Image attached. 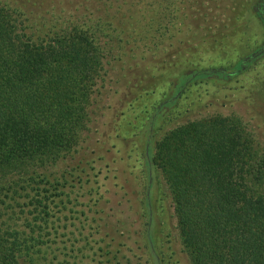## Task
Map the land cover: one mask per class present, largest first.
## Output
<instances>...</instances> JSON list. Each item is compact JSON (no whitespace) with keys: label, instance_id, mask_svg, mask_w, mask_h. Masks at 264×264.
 Wrapping results in <instances>:
<instances>
[{"label":"rangeland","instance_id":"obj_1","mask_svg":"<svg viewBox=\"0 0 264 264\" xmlns=\"http://www.w3.org/2000/svg\"><path fill=\"white\" fill-rule=\"evenodd\" d=\"M17 5L34 36L94 24L104 31L96 34L106 58L88 131L75 153L48 168L74 169L73 201L53 215L61 233L88 236L92 251L80 264H100L96 251L105 245L119 256L112 264H191L167 185L146 159L174 129L219 116L240 118L264 149V0H16L12 6ZM185 77L180 89L187 92L174 96H180L175 105L161 106L177 92L169 85Z\"/></svg>","mask_w":264,"mask_h":264},{"label":"trees","instance_id":"obj_2","mask_svg":"<svg viewBox=\"0 0 264 264\" xmlns=\"http://www.w3.org/2000/svg\"><path fill=\"white\" fill-rule=\"evenodd\" d=\"M8 1L0 3V264H80L92 251L88 236L61 233L53 215L73 201L74 169L48 168L75 153L88 131L106 58L96 34L104 31L94 24L34 36L22 5ZM213 73L222 72L199 75ZM186 80L169 85L177 92L160 105H175ZM257 145L240 118L219 116L174 129L146 159L167 185L191 264H264V149ZM96 252L100 264L119 258L108 245Z\"/></svg>","mask_w":264,"mask_h":264}]
</instances>
